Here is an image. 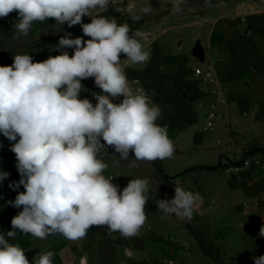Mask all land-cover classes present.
<instances>
[{"label": "clouds", "instance_id": "1", "mask_svg": "<svg viewBox=\"0 0 264 264\" xmlns=\"http://www.w3.org/2000/svg\"><path fill=\"white\" fill-rule=\"evenodd\" d=\"M109 3L0 0V18L14 11L18 14L14 39L27 37L34 22L49 18L61 26L79 24L83 32L75 38L66 33L53 49L71 48L72 55L61 51L34 62L29 54H17L11 65L0 66V134L14 142L10 150L20 175L9 187L24 188L10 201L22 211L12 218L7 237H15L19 231L39 239L62 235L76 242L92 226H106L110 234L131 238L146 223L149 180L132 179L121 191L112 182L114 177L104 175L109 165L103 157L109 156L111 147L119 154L114 166L129 160L130 153L135 161L154 162L172 158L175 147L167 126L156 123L161 109L143 88L131 86L125 70L128 65L149 61L144 42L150 34L139 29L132 32L115 17L92 15L106 11ZM205 4L212 6L211 0ZM85 16L91 18L90 23H83ZM88 78L101 89V93H93L95 105L79 98L87 91L81 81ZM120 97V103L113 102ZM8 176L0 171V182ZM156 204L162 218L174 215L191 220L203 197L178 185L172 199L165 197ZM126 254L130 255L127 250ZM54 255L53 251L38 253L32 264H53ZM254 260L264 264V256ZM0 264H30L25 250L9 243L4 234H0Z\"/></svg>", "mask_w": 264, "mask_h": 264}, {"label": "crops", "instance_id": "2", "mask_svg": "<svg viewBox=\"0 0 264 264\" xmlns=\"http://www.w3.org/2000/svg\"><path fill=\"white\" fill-rule=\"evenodd\" d=\"M118 1L110 0L109 6ZM128 1L133 3L129 13L134 16L154 9L151 0ZM240 1L244 6L236 7ZM249 2L211 0L208 7L205 0H176V24L162 26L156 38L144 42L149 61L126 66L130 84L139 78L161 109L156 123L167 126L176 155L173 163V156L144 161L154 168L163 165L166 179L158 177L156 168L151 178L121 168L116 171L112 182L120 190L132 179L149 180L141 235L124 238L118 232L110 234L106 226H92L76 242L62 235L39 239L19 231L15 237L5 236L25 250L30 264L38 253L47 251L55 253L53 264H81L82 260L84 264H160L163 257L179 264H217L216 258L226 264L254 262L264 256V208L252 203L264 191V171L254 166L237 173L226 171L247 154L261 155L257 148H264V6ZM198 65L214 71L217 82L208 89L215 93L203 88L195 76L193 68ZM94 86L93 93H101ZM212 103L221 119L214 131L204 132ZM205 166L218 168H200ZM178 185L203 197L191 220L174 215L162 218L157 207L156 200L174 197L169 186L174 191ZM5 228L0 225V234Z\"/></svg>", "mask_w": 264, "mask_h": 264}, {"label": "rangeland", "instance_id": "3", "mask_svg": "<svg viewBox=\"0 0 264 264\" xmlns=\"http://www.w3.org/2000/svg\"><path fill=\"white\" fill-rule=\"evenodd\" d=\"M153 2V11L146 14L145 16H134L131 15L130 9L131 6L128 0L126 1H118L112 2L111 11H94L92 13L93 16L103 15L108 18L115 17L119 24L127 23L132 32L136 30L143 31H151L153 37H157L156 34L161 33L162 26H170L171 24H176V0H151ZM114 9V10H113ZM18 14L17 12L10 13L5 18H0V63L5 65H11L13 63V57L17 54H29L32 56L34 62H41L46 60L49 56L59 55L61 51H68L70 55L73 54V49H61L60 51L53 50L54 47L58 44V41L61 36L66 33H71L73 38L77 36H83L81 25H75L72 27H68L67 24L61 26L55 23V20L49 18L46 22H34L33 27L30 30L27 37H21L20 39H14L15 28L13 25L17 22ZM83 23H90L91 18L85 16L82 18ZM85 40L89 39V37L84 36ZM125 57L122 55L121 59ZM84 88L87 91H83L80 93L79 98L84 99V96L89 99L93 105L97 103L94 99L93 91L94 89V79L88 78L81 81ZM114 103H120L113 101ZM201 120H199L198 128L202 127ZM14 142L9 141L6 137L0 134V171L7 172L9 174L8 178L4 181L0 182V225L6 226L5 231L2 232L5 236H7V232L12 230L11 220L12 218L19 212L22 211V208L18 209L12 206L10 201H14L18 192H23V186H20L18 189H14L13 187H9L10 184L17 183L20 179V175L17 171V161L15 154L10 150L11 146ZM109 156H104L103 160L106 162L109 167L105 170L104 175L106 178L109 175H113L116 178L117 169L121 168L132 175H146L148 178H151L152 172L158 170V177L161 174H164L163 168L160 163H158L161 172L159 171L158 165L154 166L145 163L144 161H135L131 159V155L134 153H130L129 160L120 161L118 166H114V161L118 159V153L114 152V149L108 147L107 149ZM117 155V156H115ZM173 160V161H172ZM172 163L176 162V155L173 154ZM155 162V161H154ZM153 163V162H152ZM138 166H131V165ZM166 165H168L166 163ZM164 167V166H163ZM168 171H171L168 167H166ZM124 188V187H123ZM123 189H121L122 191ZM164 194H166L164 192ZM10 224V226H8ZM191 250H195V247H192ZM231 261V260H229Z\"/></svg>", "mask_w": 264, "mask_h": 264}, {"label": "built area", "instance_id": "4", "mask_svg": "<svg viewBox=\"0 0 264 264\" xmlns=\"http://www.w3.org/2000/svg\"><path fill=\"white\" fill-rule=\"evenodd\" d=\"M249 3L254 7L264 6V0H250ZM243 6H244V3L242 1L236 3V7H243ZM146 32L150 34L149 39L145 41V42H148L151 40L152 32L151 31H146ZM193 72L195 76L200 80L201 85L205 89H208L210 85L216 84L217 82L216 75L210 67L201 66V65L194 66ZM131 84L133 88H137V87L143 88L145 92L151 97L150 93L143 86L139 78L132 79ZM207 91L209 93L216 92L215 90H209V89ZM220 119H221V115L219 114L217 110L216 104L212 103L210 105V110L208 112V115L205 119L203 131L204 132L214 131ZM252 166L258 168L261 171H264V155L261 154V155L246 156L239 163L229 166L226 171L228 173H237V172H241L245 170L246 168H249ZM252 203L256 206H261L264 208V191L257 198H255ZM140 235L141 233L138 236ZM185 247H187V245H185ZM159 262L160 264H179L178 260L172 257H163L160 259Z\"/></svg>", "mask_w": 264, "mask_h": 264}, {"label": "trees", "instance_id": "5", "mask_svg": "<svg viewBox=\"0 0 264 264\" xmlns=\"http://www.w3.org/2000/svg\"><path fill=\"white\" fill-rule=\"evenodd\" d=\"M0 66H6V65L0 63ZM84 98H86V97L84 96ZM257 149H259V150L262 152V154L264 155V148H257ZM249 155H251V154H247L246 156H249ZM157 165H158V164H157ZM158 167H159V165H158ZM200 168H202V169H207V170H212V169H216V168H218V166H205V167H200ZM159 171L161 172L160 167H159ZM185 172H186V171L182 172V173L179 174V175H183ZM161 177H162L163 179H166V178H167V176L164 175L163 173L161 174ZM169 189H170V192L172 193V195L174 196V191H173V189H172L171 186H169ZM200 246L204 249L202 243H200ZM205 251H206L207 253H209V250L206 249ZM216 263H217V264H223V263H221V262L219 261L218 258H216ZM226 264H255V261H254V262H249V261H245V262H231V263H226Z\"/></svg>", "mask_w": 264, "mask_h": 264}]
</instances>
